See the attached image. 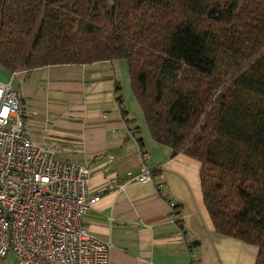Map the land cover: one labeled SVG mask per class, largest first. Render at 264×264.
I'll return each mask as SVG.
<instances>
[{
    "label": "trees",
    "instance_id": "trees-1",
    "mask_svg": "<svg viewBox=\"0 0 264 264\" xmlns=\"http://www.w3.org/2000/svg\"><path fill=\"white\" fill-rule=\"evenodd\" d=\"M104 60L126 61L150 136L199 162L214 231L264 264V0H0L1 69Z\"/></svg>",
    "mask_w": 264,
    "mask_h": 264
},
{
    "label": "crops",
    "instance_id": "crops-1",
    "mask_svg": "<svg viewBox=\"0 0 264 264\" xmlns=\"http://www.w3.org/2000/svg\"><path fill=\"white\" fill-rule=\"evenodd\" d=\"M0 82L16 91L34 143L57 140L61 148L54 158L89 166L91 193L111 175L138 170L139 151L149 153L151 181L102 192L83 217L94 236L110 243L109 264H254L257 246L214 231L203 204L199 162L150 136L125 60L49 64L15 73L0 68ZM118 95L134 122L125 119ZM109 154L114 160L102 171ZM0 264L24 263L8 252Z\"/></svg>",
    "mask_w": 264,
    "mask_h": 264
},
{
    "label": "built area",
    "instance_id": "built-area-1",
    "mask_svg": "<svg viewBox=\"0 0 264 264\" xmlns=\"http://www.w3.org/2000/svg\"><path fill=\"white\" fill-rule=\"evenodd\" d=\"M60 148L57 140L29 138L16 91L0 82V259L12 252L24 264H109L110 243L83 217L102 192L151 181L149 153L139 151L138 170L111 175L91 193L89 166L54 158ZM107 158L102 171L114 160Z\"/></svg>",
    "mask_w": 264,
    "mask_h": 264
},
{
    "label": "rangeland",
    "instance_id": "rangeland-1",
    "mask_svg": "<svg viewBox=\"0 0 264 264\" xmlns=\"http://www.w3.org/2000/svg\"><path fill=\"white\" fill-rule=\"evenodd\" d=\"M2 259H0V261H1Z\"/></svg>",
    "mask_w": 264,
    "mask_h": 264
}]
</instances>
